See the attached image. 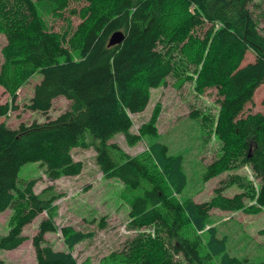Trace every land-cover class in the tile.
<instances>
[{
    "label": "trees",
    "instance_id": "trees-1",
    "mask_svg": "<svg viewBox=\"0 0 264 264\" xmlns=\"http://www.w3.org/2000/svg\"><path fill=\"white\" fill-rule=\"evenodd\" d=\"M71 1L85 3L69 10L81 20L75 33L69 19L56 32L39 14L38 6L43 5L51 17L61 18ZM250 1L0 0V34L6 39L0 87L10 96L8 103H0V118L18 110L16 92L35 74L42 78L25 109L47 113L55 98L69 101L64 113L43 123L20 124L17 129L0 123V213L12 211L10 230L0 237V250L21 246L26 240L22 228L46 212L48 217L32 242L36 264H90L78 263L72 250L91 239L92 233L63 226L60 233L67 252L41 245L44 235L57 229L53 200L35 194L36 179L22 182L19 172L26 164L37 163L50 181L77 177L84 164L73 159L72 151L93 149L106 179L139 191L129 200V228L155 229L154 236L132 238L99 264H172L178 254L174 264H264V254L257 260L232 254L229 236L208 225L211 209L247 215L264 209V115L244 114L264 83V36L258 29L260 17L247 8ZM199 26H208L202 36L194 32ZM115 32H121L123 40L108 46ZM176 50L194 67L196 92L215 89L220 97L213 133L222 150L242 155L258 180L257 192L248 187L253 204L245 202L244 194L229 198L220 189L210 201L195 203L190 193L183 195L188 154H170L157 132L156 115L137 134L131 133V115L142 113L151 90L175 73ZM248 51L254 59L244 65ZM72 53H79L80 59H73ZM206 117L192 110L185 121L188 131L198 129L205 141ZM117 135H123L129 145L147 137V150L128 157L109 143ZM228 162L231 158L224 165ZM223 169L214 162L205 164L201 180L207 182ZM0 264L4 263L0 260Z\"/></svg>",
    "mask_w": 264,
    "mask_h": 264
},
{
    "label": "rangeland",
    "instance_id": "rangeland-1",
    "mask_svg": "<svg viewBox=\"0 0 264 264\" xmlns=\"http://www.w3.org/2000/svg\"><path fill=\"white\" fill-rule=\"evenodd\" d=\"M84 4L71 1L67 9L62 11L61 18L51 17L43 5L38 6V11L44 18L47 17L46 20L54 31L63 30L69 19L68 26L71 33H75L81 20L77 15H70L69 10H78ZM247 8L252 15L260 17L258 29L264 36V18L261 17V14L264 15V0H251ZM207 27H194V32L202 36ZM5 44V36L0 34V66L3 61L1 50ZM167 46L164 44L163 51H166ZM72 58L80 59L79 53H72ZM173 59L176 64L175 73L168 77L164 84L151 90L150 101L142 113L131 115L133 121L131 133L137 134L139 128L156 115L157 132L160 134V140L169 147L170 154L179 153L184 156L188 154L186 156L189 161L188 184L183 195L187 196L190 193L195 203L210 201L216 190L220 189L221 194L229 198L244 194L245 202L253 204L254 201L249 198L248 187L257 192L258 180L244 162L242 155H231L226 153L225 148L222 150V142L213 133L218 125L220 107L217 100L220 97L215 89L197 93L194 67L188 63L181 51L176 50ZM253 59L254 53L248 51L243 64L250 63ZM41 78L39 74H35L17 90L18 110L10 111L6 117H1L0 123L17 129L20 124L29 125L33 122L43 123L55 119L68 109L69 101L62 96L52 101L51 109L47 113L25 109L33 95L34 86ZM9 100V94L0 87V103H8ZM192 110L199 111L200 116H207L204 120V129L208 134L206 141L205 135L199 133L198 129L188 131V127L185 126L186 118ZM244 111V114L260 112L264 115V83L255 91L253 103L247 104ZM109 143L116 144L128 157H136L147 150L149 140L143 137L134 145H129L123 135H117ZM72 156L75 161L84 164L82 173L77 177H62L50 181L37 163H28L19 172L22 182L36 179L35 194L53 200L52 215L57 229L44 235L42 246H49L54 251L67 252L60 229L63 226H72L75 230L93 234L91 239L80 243L72 250L73 257L78 263L99 264L108 261L111 254L122 250L126 242L132 238L142 235L154 236L153 227L134 230L128 226L129 200L132 195H138L139 191L127 190L117 179H106L95 162L93 149H74ZM219 158L220 160L216 161ZM230 158L231 162L225 166V160ZM213 162L224 169L207 182H203L201 174L205 164L208 166ZM209 214L208 225L216 226L221 234L229 236V249L232 254L250 255L249 258L255 260L260 255L263 256L264 209L253 215H247L242 211L223 212L218 209H211ZM11 217V210L0 213V237L8 234ZM47 217L48 214L43 212L25 225L21 231V235L26 237L24 243L11 251L0 250V260L4 264H36L33 237L37 234L40 223ZM174 256L173 259L178 261L180 254ZM157 261H160V258Z\"/></svg>",
    "mask_w": 264,
    "mask_h": 264
},
{
    "label": "water",
    "instance_id": "water-1",
    "mask_svg": "<svg viewBox=\"0 0 264 264\" xmlns=\"http://www.w3.org/2000/svg\"><path fill=\"white\" fill-rule=\"evenodd\" d=\"M123 40V34L121 32H115L108 43V46L119 44Z\"/></svg>",
    "mask_w": 264,
    "mask_h": 264
}]
</instances>
